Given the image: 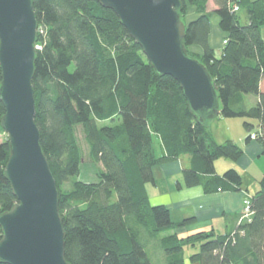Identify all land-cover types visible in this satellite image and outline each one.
Returning a JSON list of instances; mask_svg holds the SVG:
<instances>
[{
	"label": "trees",
	"instance_id": "1",
	"mask_svg": "<svg viewBox=\"0 0 264 264\" xmlns=\"http://www.w3.org/2000/svg\"><path fill=\"white\" fill-rule=\"evenodd\" d=\"M181 1L184 44L218 86L219 115L246 117L264 129V0H215L212 12L208 0ZM233 1L245 10V24L240 10L232 11ZM33 7L43 30L32 80L34 120L58 191L66 260L154 264L148 249L155 243L152 250L162 251L163 264H185L187 246H197L190 259L199 264H264V174L250 198V219L224 234L211 229L180 236L176 229L188 219L174 223L167 206L151 205L146 190L147 183L154 184V166L184 155L189 166L178 188L239 189L242 174L234 168L217 174L214 162L237 160L242 149L231 139L218 143L210 126L194 118L178 83L155 72L111 9L96 0H33ZM190 13L195 16L187 20ZM212 13L226 41L219 56L208 45ZM193 45L202 48L200 55L190 52ZM247 96L257 100L251 103ZM3 113L0 101V119ZM243 125L247 131L253 127L247 121ZM77 126L92 162L101 164L95 182L77 178L82 164ZM0 134H5L0 141L2 213L16 198L4 176L9 145L1 123Z\"/></svg>",
	"mask_w": 264,
	"mask_h": 264
},
{
	"label": "water",
	"instance_id": "2",
	"mask_svg": "<svg viewBox=\"0 0 264 264\" xmlns=\"http://www.w3.org/2000/svg\"><path fill=\"white\" fill-rule=\"evenodd\" d=\"M96 1L116 14L155 72L178 83L198 122L208 124L221 113L217 84L184 44L181 0ZM37 37L33 0H0V123L9 145L4 176L16 198L0 213L4 264H70L58 191L34 120Z\"/></svg>",
	"mask_w": 264,
	"mask_h": 264
},
{
	"label": "crops",
	"instance_id": "3",
	"mask_svg": "<svg viewBox=\"0 0 264 264\" xmlns=\"http://www.w3.org/2000/svg\"><path fill=\"white\" fill-rule=\"evenodd\" d=\"M216 9L215 0H208L207 11H214ZM192 13L187 15V20L194 18ZM224 33L218 25V17L212 13L210 16V32L208 35V45L214 50L216 56L221 54L223 46ZM202 48L200 46H191L190 52L193 54H201ZM263 81V82H262ZM260 82V88H264V80ZM263 84V85H262ZM251 100L254 103L256 97L247 96L246 100ZM221 116V115H219ZM217 116V117H219ZM222 117V116H221ZM254 123H256L255 120ZM252 129V128H251ZM212 131V130H211ZM253 131V130H252ZM252 131H248L249 135ZM213 133V132H212ZM214 136V134H213ZM246 138V137H245ZM214 139L218 142L215 136ZM233 140L241 149L242 154L237 160H231L225 157H220L215 160L214 166L217 174H222L230 168L236 169L240 174V169L249 172L252 176L256 187L254 191H249L243 179V184L239 189L217 190L213 192H205L201 185L186 187H177V183L183 184L182 171L189 166V158L184 155L178 159H171L161 162L154 166V184L147 183L146 190L149 196L151 205H165L170 211L171 220L174 223H179L188 219L183 225L178 226L176 232L180 236H186L199 231L214 230L217 234H224L236 228L239 215L243 208L244 199H250L252 195L259 189L258 182L262 178L264 171L256 173L252 170L253 162L259 153L264 154V142L260 140H247L244 144H240V139ZM223 142V141H222ZM263 145V146H262ZM160 152V150H158ZM251 168V171L249 169ZM254 172V173H253ZM150 185L155 190V197L151 198L148 186ZM253 186V185H252ZM186 248L192 251L190 254L185 252ZM197 246H187L184 249L185 264H199L198 261L190 259V256L197 251ZM155 251V250H154ZM154 264H163V254L153 252Z\"/></svg>",
	"mask_w": 264,
	"mask_h": 264
},
{
	"label": "rangeland",
	"instance_id": "4",
	"mask_svg": "<svg viewBox=\"0 0 264 264\" xmlns=\"http://www.w3.org/2000/svg\"><path fill=\"white\" fill-rule=\"evenodd\" d=\"M245 10L241 8V10L238 12L240 16V21L241 24L246 23V14L244 12ZM40 29V28H39ZM263 35H264V29H263ZM263 82V81H262ZM263 85V84H262ZM264 89V88H263ZM247 121L253 125L252 129L250 131H256V123L252 121V119L246 118V117H232V118H225V117H214L209 119L208 125L210 126L215 138L222 142L227 139H240L241 142L240 144H244L245 137L249 133L246 128L244 127L243 123ZM75 136L77 139V142L79 144V147L81 148L82 152V164H81V171L79 176L77 177L78 179L84 180V181H92L95 182L97 181V170L98 167H101V164L98 163L95 165L89 155V150H88V145L84 139V132L82 130L81 126H77L75 129ZM5 137V134H0V141ZM263 146V145H262ZM253 167L252 170L255 175L256 173H261L264 171V154L261 152L258 154V156L255 157L254 162L252 163ZM250 171L251 168L249 167ZM243 179L247 185H249V191H254L256 187V183L254 182L252 176L250 173L245 172V170L240 169ZM252 172V171H251ZM253 185V186H252ZM148 191L150 194L151 198L155 197V190L148 184ZM152 248H157L156 244L154 243L149 247V253L151 257H153L152 254ZM192 251L189 248H186L185 252L187 254H190Z\"/></svg>",
	"mask_w": 264,
	"mask_h": 264
},
{
	"label": "built area",
	"instance_id": "5",
	"mask_svg": "<svg viewBox=\"0 0 264 264\" xmlns=\"http://www.w3.org/2000/svg\"><path fill=\"white\" fill-rule=\"evenodd\" d=\"M231 8H232V11L234 12H237L239 11V5L233 1L231 3ZM38 32L39 33H42L43 30L42 28L38 29ZM226 41L223 40V44L225 43ZM36 47L39 49L40 48V45L37 44ZM249 137L251 140H259V139H264V129L262 128H257L256 131H252L250 134H249ZM251 202H250V199L246 198L244 199L243 201V208H242V211H241V214H240V218H239V221L238 223L242 222L243 220H249L251 215H252V210H251ZM234 231L231 233V235H233Z\"/></svg>",
	"mask_w": 264,
	"mask_h": 264
},
{
	"label": "bare ground",
	"instance_id": "6",
	"mask_svg": "<svg viewBox=\"0 0 264 264\" xmlns=\"http://www.w3.org/2000/svg\"><path fill=\"white\" fill-rule=\"evenodd\" d=\"M240 7V6H239ZM184 19V18H183ZM155 136V135H154ZM158 137V136H157ZM159 144V143H158ZM161 152H162V150H161Z\"/></svg>",
	"mask_w": 264,
	"mask_h": 264
}]
</instances>
